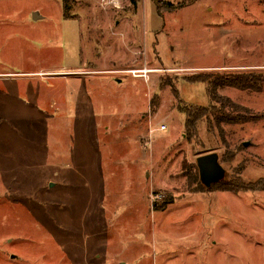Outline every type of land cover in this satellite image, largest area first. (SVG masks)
<instances>
[{
    "label": "rangeland",
    "instance_id": "1",
    "mask_svg": "<svg viewBox=\"0 0 264 264\" xmlns=\"http://www.w3.org/2000/svg\"><path fill=\"white\" fill-rule=\"evenodd\" d=\"M163 1L0 0V264H264V191L187 182L264 178V90H221L254 117L223 137L180 111L264 72V0Z\"/></svg>",
    "mask_w": 264,
    "mask_h": 264
},
{
    "label": "trees",
    "instance_id": "2",
    "mask_svg": "<svg viewBox=\"0 0 264 264\" xmlns=\"http://www.w3.org/2000/svg\"><path fill=\"white\" fill-rule=\"evenodd\" d=\"M134 4L138 0H131ZM158 8L168 7L170 10H176L183 4L163 0H152ZM66 9L71 0H64ZM189 83H205L210 98L209 105H181L180 111L187 116L186 137L192 141L199 136V124L201 121H208L210 129L220 130V135L224 136V124H237L251 121L254 117H248L251 111L248 107L232 100L226 95L221 94V90L226 88H237L253 92L264 90V72H227V73H198L184 78ZM179 94V89H176ZM227 158V155L224 156ZM187 170V167L186 169ZM188 171V170H187ZM187 182L190 189L201 192L206 190H221L229 192H258L264 191V178L256 181H245L241 177L225 178L212 186L204 185L200 178L197 163L191 165V172L187 173Z\"/></svg>",
    "mask_w": 264,
    "mask_h": 264
},
{
    "label": "water",
    "instance_id": "3",
    "mask_svg": "<svg viewBox=\"0 0 264 264\" xmlns=\"http://www.w3.org/2000/svg\"><path fill=\"white\" fill-rule=\"evenodd\" d=\"M37 16V14H35ZM249 143H245L248 146ZM200 178L207 187L222 181L226 176V169L220 161V155L216 152L205 154L197 159ZM53 186V184H52Z\"/></svg>",
    "mask_w": 264,
    "mask_h": 264
},
{
    "label": "built area",
    "instance_id": "4",
    "mask_svg": "<svg viewBox=\"0 0 264 264\" xmlns=\"http://www.w3.org/2000/svg\"><path fill=\"white\" fill-rule=\"evenodd\" d=\"M105 3H110L111 2V0H103ZM161 129L162 130H166L167 129V126L165 125V124H163L162 126H161Z\"/></svg>",
    "mask_w": 264,
    "mask_h": 264
}]
</instances>
